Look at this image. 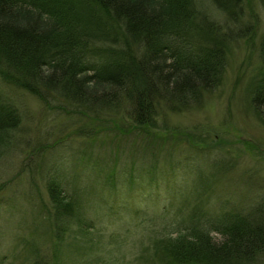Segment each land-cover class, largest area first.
I'll list each match as a JSON object with an SVG mask.
<instances>
[{
  "label": "rangeland",
  "instance_id": "rangeland-1",
  "mask_svg": "<svg viewBox=\"0 0 264 264\" xmlns=\"http://www.w3.org/2000/svg\"><path fill=\"white\" fill-rule=\"evenodd\" d=\"M244 6L249 29L257 33L228 43L220 86L192 106L158 107L154 127H132L124 108L102 110L94 116L103 121L92 124L82 109L67 115L46 107L0 77V100L22 117L12 141L0 145V185L6 186L0 195V264H35L37 258L48 264L55 252L59 264H166L154 249L177 219L182 227L215 222L225 205L251 209L264 200V119L251 105L252 82L264 65V8L259 0ZM210 9L223 22L218 8ZM153 154L161 166L145 169L156 161ZM50 177L78 199L95 226L91 238L101 245L82 234L74 242L76 226L53 219ZM57 225L67 229L65 235L56 237ZM257 263L264 264V254Z\"/></svg>",
  "mask_w": 264,
  "mask_h": 264
},
{
  "label": "trees",
  "instance_id": "trees-1",
  "mask_svg": "<svg viewBox=\"0 0 264 264\" xmlns=\"http://www.w3.org/2000/svg\"><path fill=\"white\" fill-rule=\"evenodd\" d=\"M245 1L86 0L81 6L80 0H0V77L46 107L67 115L82 109L92 124L102 120L94 114L124 108L132 127H154L158 107L192 106L220 86L228 43L257 33L249 29ZM202 2L217 7L223 22ZM259 2L264 8V0ZM260 53L264 61V36ZM251 90V105L264 119V65ZM21 124L16 107L0 100V145L12 141ZM153 155L156 161L145 169L161 166ZM111 171L116 173V167ZM5 188L0 185V195ZM184 193L180 200L187 205ZM47 194L53 219L76 226L74 242L82 234L94 247L101 245L91 238L95 226L83 206L58 177L48 179ZM225 206L215 222L182 227L177 219L173 232L157 240L156 259L166 264H258L264 254V200L251 209ZM66 232L57 225L56 237ZM50 259L48 264H59L57 252Z\"/></svg>",
  "mask_w": 264,
  "mask_h": 264
}]
</instances>
